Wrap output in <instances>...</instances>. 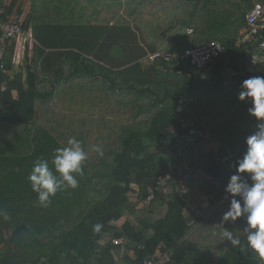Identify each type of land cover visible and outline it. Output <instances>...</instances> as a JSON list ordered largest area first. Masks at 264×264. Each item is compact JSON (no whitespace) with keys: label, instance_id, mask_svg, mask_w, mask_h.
<instances>
[{"label":"trees","instance_id":"1","mask_svg":"<svg viewBox=\"0 0 264 264\" xmlns=\"http://www.w3.org/2000/svg\"><path fill=\"white\" fill-rule=\"evenodd\" d=\"M11 1L8 15L21 2ZM116 2L132 10V22L34 25V52L48 62L38 69L39 56L32 58L29 88L18 86L14 95L9 62L0 75V264H135L165 251L174 254L169 264H264L247 246L248 214L224 219L232 200L243 209L244 192L255 183L236 171L245 137L259 131L250 100L238 95L243 80L264 76V63L256 74L243 73L252 48L236 40L247 12L264 0ZM212 40L227 51L203 69L178 59L145 60L158 49L184 51ZM187 119L211 134L189 195L203 217L177 193L184 161L193 155L188 148L174 160L171 152L188 133ZM70 138L87 153L84 175L76 176L77 188L58 191L43 207L29 174L39 159L54 171L55 150L68 147ZM172 161L173 177L156 192L168 209L152 218L156 200L148 202L149 188L170 172ZM232 175H239L241 192L222 205ZM224 231L241 244L233 246Z\"/></svg>","mask_w":264,"mask_h":264},{"label":"built area","instance_id":"2","mask_svg":"<svg viewBox=\"0 0 264 264\" xmlns=\"http://www.w3.org/2000/svg\"><path fill=\"white\" fill-rule=\"evenodd\" d=\"M9 5V0H3L0 5V75L5 71L7 65V51L9 44L14 43L15 48L12 56V60L18 63L20 60V55L25 53H32L34 50L35 39L32 28H26L22 24V15H8L7 6ZM187 32L192 34L194 28H188ZM238 46L245 45H255L257 49L250 53L246 61L243 73H256L258 67L264 63V3L255 2L254 6L246 14V27L242 31L241 36L236 43ZM227 47L224 43L218 40H212L208 43L188 47L184 51L176 52L166 49H158L154 52H149L146 56L148 61H156L157 59H180L188 61L192 66L203 69L209 63L221 55L225 54ZM232 73L237 74L236 71L232 70ZM3 86L0 82V116L3 101ZM179 111L182 108L179 107ZM188 133L180 141L179 146H177L171 153L174 160L178 159L182 154L186 152L188 148H191V154L193 158L185 159L184 161V172L183 176L178 178L176 181L177 193L182 198L190 201L189 195L192 192L191 177L194 174L195 167L199 166L198 155L202 146L211 138L209 131L200 129L195 126L194 120L187 119ZM171 170L169 173L161 176L157 180V187L149 188L148 202L153 203L156 200V192L159 187H162L168 183V181L173 177V169L175 168V163L170 162ZM230 180L224 185L222 195L219 199V203L224 205L230 199H232L236 194H232L227 191V186ZM189 209L198 214L200 217L205 215V210L199 207L198 204L189 202ZM118 243V239L113 240ZM144 249V245L140 246ZM174 258V254L170 251L156 252L148 255L145 258L140 259L136 264H169Z\"/></svg>","mask_w":264,"mask_h":264},{"label":"clouds","instance_id":"3","mask_svg":"<svg viewBox=\"0 0 264 264\" xmlns=\"http://www.w3.org/2000/svg\"><path fill=\"white\" fill-rule=\"evenodd\" d=\"M240 88L238 99L250 100L248 113L256 119L259 131L245 137L247 150L238 162L236 171L239 175L250 174L255 183L244 192L243 209L238 201L232 200L224 219H235L242 212L247 213V246L264 259V76H251L242 81ZM93 150L103 156L99 145L94 146ZM55 153L52 161L54 171L50 169L47 160L39 159L34 162L28 177L32 190L38 194L39 203L43 207L51 204V197L58 191L78 187L76 176L84 175L83 163L88 158L81 142L75 138H70L68 147L57 148ZM239 175L231 176L227 186L228 192H241L242 186L237 182ZM101 227L102 225L96 224L94 230L99 232ZM222 236L233 246L241 244V240L238 237L234 239L229 231H224Z\"/></svg>","mask_w":264,"mask_h":264},{"label":"crops","instance_id":"4","mask_svg":"<svg viewBox=\"0 0 264 264\" xmlns=\"http://www.w3.org/2000/svg\"><path fill=\"white\" fill-rule=\"evenodd\" d=\"M9 1L12 2L11 0ZM2 2L3 0H0V5ZM120 3L122 2L118 3L116 2V0H21L19 7L16 8L15 10L13 9L12 11H10L9 15H19V14L22 15L25 18V20L29 22V26L31 28H33L34 25H37V26L46 25V24L49 25L52 22H61L63 20H65L67 23H71L74 25H79V24H82V25H113V24H117V22L112 23L110 21H106V22L99 23V22H94V21H85V20H82V18L78 19V15L85 13L86 9L89 7H91L94 10H98V9H106V7L110 8L111 5H115L118 8L126 6V4L120 5ZM79 17H82V15H79ZM245 27H246V24L241 29L240 35L238 36L236 40L237 42ZM218 41L222 42L221 40H218ZM190 47H193V46H190ZM249 47L252 48V52L256 48L255 45H252ZM14 48H15L14 43L9 44L6 60H7V64L8 62L12 64L11 65L12 67L8 71L7 74L9 76L11 87L15 86L13 90L15 91L14 95L16 96L18 86L29 88V86H31V84L34 83L33 78L32 77L30 78L29 76V73L32 71V68H33V67L30 68L33 64L32 58H34L35 56L37 57L39 56L36 59L37 60L36 65L38 69L40 68V62L41 64L42 63L46 64L48 60L45 61L43 56L36 53V50L35 52L33 50L32 53L23 52L20 55L19 62L15 63L12 60ZM256 50L257 49H255V51ZM176 52H181V51H176ZM145 60H146V57H145ZM230 73H231V70H230ZM230 73L228 72V76H230ZM256 73H258V70L256 71ZM15 83L17 84V86L15 85ZM244 150L246 151L247 147H245ZM196 181H197L196 176H194L193 180L191 181V185L196 183ZM153 206H154L155 212L152 218L162 217L165 214L166 210L168 209V200L166 197L163 199L158 198L153 203ZM132 212L133 213L130 218L132 219V221L135 222L136 218L134 216V211Z\"/></svg>","mask_w":264,"mask_h":264},{"label":"rangeland","instance_id":"5","mask_svg":"<svg viewBox=\"0 0 264 264\" xmlns=\"http://www.w3.org/2000/svg\"><path fill=\"white\" fill-rule=\"evenodd\" d=\"M131 14L132 10L127 6L118 8L115 5H111L110 8L106 7V9L98 10H94L89 7L86 9L85 13L79 14L82 15V17H79L78 15V19L82 18V20L85 21H94L99 23L110 21L112 23L120 22L121 24H127L128 22H132ZM145 19L148 21L147 18Z\"/></svg>","mask_w":264,"mask_h":264},{"label":"bare ground","instance_id":"6","mask_svg":"<svg viewBox=\"0 0 264 264\" xmlns=\"http://www.w3.org/2000/svg\"><path fill=\"white\" fill-rule=\"evenodd\" d=\"M190 150V149H189ZM166 186V185H165Z\"/></svg>","mask_w":264,"mask_h":264}]
</instances>
